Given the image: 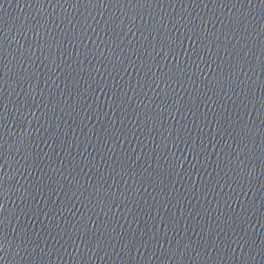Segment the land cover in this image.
Here are the masks:
<instances>
[{
    "label": "water",
    "instance_id": "water-1",
    "mask_svg": "<svg viewBox=\"0 0 264 264\" xmlns=\"http://www.w3.org/2000/svg\"><path fill=\"white\" fill-rule=\"evenodd\" d=\"M0 264H264V0H0Z\"/></svg>",
    "mask_w": 264,
    "mask_h": 264
}]
</instances>
